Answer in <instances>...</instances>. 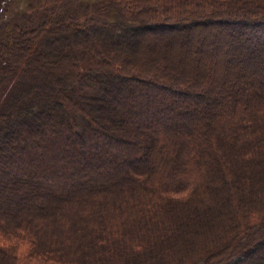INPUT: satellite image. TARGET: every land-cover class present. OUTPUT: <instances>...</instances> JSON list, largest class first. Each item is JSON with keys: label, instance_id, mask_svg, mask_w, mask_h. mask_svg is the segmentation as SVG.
<instances>
[{"label": "trees", "instance_id": "16d2710c", "mask_svg": "<svg viewBox=\"0 0 264 264\" xmlns=\"http://www.w3.org/2000/svg\"><path fill=\"white\" fill-rule=\"evenodd\" d=\"M26 4L0 47L46 61H0V264H264V0ZM233 189L242 231L200 249Z\"/></svg>", "mask_w": 264, "mask_h": 264}, {"label": "rangeland", "instance_id": "374dc122", "mask_svg": "<svg viewBox=\"0 0 264 264\" xmlns=\"http://www.w3.org/2000/svg\"><path fill=\"white\" fill-rule=\"evenodd\" d=\"M2 1L3 0H0V3ZM63 1H65V0H60V3ZM57 3H59V2H57ZM18 4L19 5H17V10L20 11V13H22V14L19 13V15H11L10 16V15H6V13H0V27L3 28V29L0 28L1 29L0 36L5 34V32H4L6 30L5 28H7V26H8V25L7 26L5 25L6 23H11L13 20L15 22H19V23L22 21L24 22L25 15L30 14V12L27 10L28 8H26L27 7L26 0H20V2ZM66 9H68V7ZM44 10H46L47 12H50V11H52V6L50 4H48L46 9H44ZM18 16H20V17H18ZM4 21H6V22L4 24H2ZM15 22H13V23H15ZM39 27H34V28L37 29ZM2 40H3V43H6L7 39L3 38ZM23 41L24 40H22V42ZM39 42L40 41H38V40L34 41L32 43L31 51H28V49H27V51L24 50L22 53H20L16 47L11 48L8 53H5L3 51V48L0 47V61H2V63H5L4 61L10 63L11 61H14V59H16V53L18 52L23 56V59H25V61L31 60V61H36L37 63H39L40 61L44 62V61H46V57L40 56L37 52H34V50H33V47L34 48L36 47L37 49L40 47ZM3 69H4V67L0 68V75L3 73L2 72ZM58 80H60V79H58ZM54 84L56 85L57 81H54ZM58 86H60V83H58ZM37 89H41V87L39 85H37L36 89L34 88V90H37ZM59 90L61 91V88H59ZM14 118H15L14 121H18L19 119H21L19 114L15 115ZM225 189H227V187H225ZM235 192H236V190L233 189L230 192V194L226 193L231 198L228 197L224 202H222V203L219 202L215 206L216 215L214 217L212 216L211 218H209L210 215L208 216L206 212L203 213V211L200 210V208H199L200 212L202 214L206 215V219L204 221H202L200 226H197V227L193 226L187 231V236H188L187 239L194 241L197 239H201V236H203V237L205 236L204 238H206V240H207V237L211 236V238L216 237V239H215L216 241L219 238L220 241L217 242V244H219V242L221 243V241H225V240L229 239L230 237L234 236L236 233L241 232L242 231V223L239 222V224H236L235 221L233 222L231 220L234 216L231 214V211H234L235 214L238 213L237 207H236V201L232 197V195L235 194ZM210 204L208 202V205H210ZM231 225H233V226H231ZM220 228L223 229L222 233L220 232V230H221ZM256 236H258V235H256ZM256 236H254L253 238H255ZM213 242H214V240L208 239L206 241L205 245L203 247H201L200 249H202V248L205 249V248L211 247V244Z\"/></svg>", "mask_w": 264, "mask_h": 264}]
</instances>
